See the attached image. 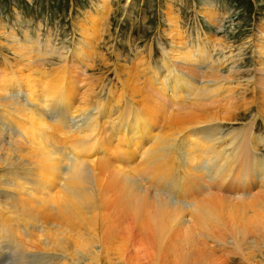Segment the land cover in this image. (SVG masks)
Returning <instances> with one entry per match:
<instances>
[{
  "label": "bare ground",
  "instance_id": "1",
  "mask_svg": "<svg viewBox=\"0 0 264 264\" xmlns=\"http://www.w3.org/2000/svg\"><path fill=\"white\" fill-rule=\"evenodd\" d=\"M204 12L210 15L209 10ZM98 27L83 23L84 37L74 45L72 57L55 66L45 58V50L29 55L33 50L28 45L13 51L21 56L16 61L22 63L20 70L2 58L7 67L0 71V264L107 261L108 240L123 220L144 229L160 247L178 234L191 248L180 250L181 259H188L196 254L193 248L199 249L192 232L200 235L203 247L219 239L216 232H234L233 222L229 227L231 220L224 221L223 204L242 213L256 200L240 196L236 189L235 198L216 192H229L225 186L230 177L244 190L254 186L252 180L261 182L264 174V156H250L246 150L247 143L254 149L263 142L261 135L252 139L250 134L257 119L264 124V30L255 47L259 83L251 77L233 84L241 71L236 67L226 75L221 71L237 58L213 60L205 45L189 48L176 41L169 51L160 47L163 70L145 67V78L139 82L135 67L142 63L140 57L130 69L138 78L133 83L140 97L133 100L109 88L101 75L78 79L84 82L81 86L75 79L74 60L85 70L100 71L96 57L89 55ZM182 34L176 31V39L183 40ZM181 64L196 69L207 65L212 72L199 82L201 77L194 72L181 66L184 72L178 71ZM115 65L118 78L120 65ZM147 84L156 96L166 95L176 112L146 93ZM104 88L106 97L101 98ZM15 93L24 94L20 103ZM245 93L250 98L242 96ZM252 109L256 113L244 128L221 135L217 124L240 121ZM168 115L172 119L162 127ZM259 225L264 231V223ZM238 229L245 232L244 227ZM243 241L244 236L233 238L237 249ZM23 248L34 256L23 260ZM14 253L16 259L11 260Z\"/></svg>",
  "mask_w": 264,
  "mask_h": 264
},
{
  "label": "rangeland",
  "instance_id": "2",
  "mask_svg": "<svg viewBox=\"0 0 264 264\" xmlns=\"http://www.w3.org/2000/svg\"><path fill=\"white\" fill-rule=\"evenodd\" d=\"M205 9L209 10L210 15L204 12ZM83 23H89L91 29L99 26L94 48L89 49V55L96 57L94 58L95 63L100 71L85 70L74 60L73 65L78 67V69L77 67L74 68L75 79L80 86L84 82L78 79L88 81L93 76L101 75L100 80L103 78L102 82L108 87H112L117 93L121 92L124 96L128 95L133 100H139L137 85L133 83L138 78L130 69L136 66L140 57L142 63L135 67L139 68V82L145 78L143 75L145 67L151 71L156 68L163 70L164 68H161V49L169 51L172 49V43L176 41L185 42L189 48L192 45L193 47L198 44L205 45L206 52L213 60L218 57L228 58L229 56L237 58L236 63H227L226 68L221 71L225 75L230 70L229 68L236 67V70L241 71L240 74H235L232 80L233 84L238 81L246 82L251 77L258 83L260 82L258 81V78L261 77L260 74L254 71L258 67V63L254 61L257 57L256 48L261 43V29L264 30V0H0V71L7 67V65L2 64L3 56L8 58L11 66H16L20 70L22 63L19 66L16 61L21 56H16L13 51L16 48H23L25 45L33 50L28 49L31 52L29 55H34L32 53L39 49L40 52L45 50L44 56L49 61H53V66L63 60L68 61L72 57L71 50L74 45L84 37L81 29ZM176 31L183 33V40L176 39ZM201 35H207L209 39L204 41ZM10 36L12 38H9ZM46 42H48V46H45ZM17 43L18 45H15ZM7 46L15 48L12 50ZM46 47L49 48L44 49ZM68 64H72V61H69ZM115 64L120 65V67L117 66L118 78L114 75ZM125 65L128 69H125L126 71L123 70L126 68ZM180 66L187 73L192 71L197 77H201L197 78L199 82L205 81L203 80L205 79L204 75L208 76L212 72L207 65H202L197 69L182 64L176 66L178 71L184 72ZM260 79L262 80V77ZM107 90L106 88L101 90L100 95L104 96H100L101 98L106 97ZM145 90L146 93H150L153 98L161 102L168 99L166 95L161 93H157L156 96L153 87L148 84L145 86ZM242 96L250 98L251 94L245 93ZM14 97L15 101L20 103L19 98H24V94L15 93ZM239 97L241 98V95ZM214 102L217 104L216 101ZM165 103H168L166 106H169L172 113L176 112V105H170L167 101ZM59 113L61 114V112ZM64 113L65 111L62 112V115ZM255 113L256 110L252 109L245 113L247 115L243 116L240 121L236 120L234 123L220 122L217 125L222 129L221 135L225 136L227 131L237 127L244 128V124L252 120ZM72 119L74 120V118ZM171 119L172 115H168L162 121L161 126H165ZM8 124L12 125L10 120ZM4 126L8 127V125ZM255 127L250 137L254 138L261 135L263 142L254 149L247 143L246 150L250 151V156H256L258 153L257 156L260 155L259 157H261L264 156V124L257 119ZM165 130L167 131L168 127ZM106 140L104 139L101 144ZM14 141L16 140L13 139L12 142ZM263 178L264 174L261 182L255 184L252 180L251 184L254 186L246 187L248 190L244 187L243 190L236 187H242V183L235 182V178L230 177L225 186L229 192H216L227 197H234L237 190L240 196L248 199L254 197L256 200L252 204H247L248 209L243 210L242 213L239 209V211L231 209L228 203L223 204L224 221L231 220L227 222L230 224H228L229 227L234 224L232 234H230L231 231L227 233L224 230H222L223 232H216L215 236H219V239L208 242V245L203 247L202 243L200 244L202 242L200 235L192 232V239H197L196 242L199 246V249L193 248L196 253L192 254L191 257L193 258L181 259L180 250L188 251L191 248L185 245L183 238L178 234L174 241L166 242L167 244L160 247L159 244L155 243L154 245L147 232H142L144 229L132 224L129 220H123L120 225H117L118 228L114 229L108 240L110 247L106 253L107 261L102 260L93 264H264V241H262L264 231L259 225L264 223V203L261 202L264 200ZM250 188L254 189L251 190ZM125 225H129L130 229H124ZM242 227L245 228V232L238 229ZM82 231L83 234L84 231ZM194 235L196 236L194 237ZM243 236V244H241L240 249H237L233 244V238L238 239V237L242 238ZM258 242H262V244L257 246L256 243ZM7 252L8 250L5 251V253ZM28 253L29 251L23 248V260L33 255L32 252ZM14 259H16L15 253L11 255V260ZM9 262H11L10 259H7V263Z\"/></svg>",
  "mask_w": 264,
  "mask_h": 264
}]
</instances>
